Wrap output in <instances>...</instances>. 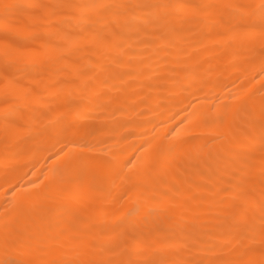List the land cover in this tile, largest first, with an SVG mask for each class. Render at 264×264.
I'll use <instances>...</instances> for the list:
<instances>
[{"label": "bare ground", "instance_id": "bare-ground-1", "mask_svg": "<svg viewBox=\"0 0 264 264\" xmlns=\"http://www.w3.org/2000/svg\"><path fill=\"white\" fill-rule=\"evenodd\" d=\"M70 23V31L87 37L86 55L114 72L125 70L116 67L115 61L129 62L118 45H123V52H137L141 50L136 47L137 38L148 39L133 26L114 28L113 31L122 35L105 34L107 42L97 44L91 32L86 31L92 25L77 27L75 22ZM218 40L211 28L185 25L180 35L171 38L175 47L161 53L170 60L177 57L167 53H182L174 79L184 80L187 76L190 82L195 76L213 84L211 89L203 91L193 88L183 93L177 91L175 95L153 91L152 98L145 102L129 90V97L134 99L97 109L95 103L89 104L79 95H67L64 86L67 77L55 71H33L19 77V88L10 94L7 104L0 88V264L4 261L26 264L31 260L29 237L37 232L45 237H60L68 245L64 251H71L72 241L78 236L88 233L98 236L102 231H111L145 216L149 209L157 213L149 220L164 219L171 233L205 239L204 234L211 233L213 242L227 252L229 237L219 227L216 213L191 209L197 206L207 209L212 199L210 190L226 187L229 179L223 168L217 166V160L226 155L223 150L228 147L227 140L220 139L225 128L213 123L212 118L224 111L225 105L239 104L249 97L259 101L264 78L259 77L258 62L249 63L243 57L225 52ZM77 59L73 57L74 61ZM113 83L120 86L118 81ZM176 87L179 90L180 85ZM73 105H79L82 116L88 119H77ZM6 111L11 113L7 141ZM189 113L196 115L188 120ZM68 128L70 133L65 131ZM69 139L78 143L86 141L92 149L83 152L75 149L77 155L93 158L91 171L80 184L61 183L60 174L67 157L52 158L62 142ZM52 169L60 172L54 177ZM9 200L16 206L10 230L21 235L13 236L5 244L2 217L7 215ZM137 206L140 217L130 216Z\"/></svg>", "mask_w": 264, "mask_h": 264}, {"label": "snow or ice", "instance_id": "snow-or-ice-1", "mask_svg": "<svg viewBox=\"0 0 264 264\" xmlns=\"http://www.w3.org/2000/svg\"><path fill=\"white\" fill-rule=\"evenodd\" d=\"M70 22H75L77 27L92 25L93 28L86 31L91 32L97 44L107 42L105 34L122 35L113 31L114 28L133 26L148 39L137 38L136 47L141 49L137 52H123V45H118L129 62L115 61L116 67L125 70L114 72L86 55L89 51L85 46L87 37L70 31ZM185 25L216 31L217 43L222 44L225 52L243 57L249 63L258 62L259 77L264 78V0H218L215 3L192 0L6 3L0 0V88L5 103L19 88V77L41 70L64 73L67 95H79L89 104L95 103L97 109L134 99L129 97V90L146 102L152 98L153 91L175 95L177 91L183 93L193 88L198 91L211 89L213 84L199 77L193 76L190 82L187 76L184 80L174 79L182 53L166 54L176 56L174 60L161 56L168 47H175L171 38L180 35ZM73 57L78 59L74 61ZM259 91V101L249 97L239 104L225 105L224 111L212 118L213 123L225 128L220 139L227 140L228 147L223 150L226 155L217 160V166L223 168L229 179L226 187L210 190L212 199L207 209L199 206L191 209L216 213L219 227L229 237L227 252L213 242L211 233L204 234L206 239L175 235L166 229L164 219L149 220L157 214L154 210L149 209L140 217L137 206L129 215L140 218L111 231H102L98 236L91 233L78 236L72 241L71 251H64L68 245L60 237H45L37 232L29 237L33 258L26 264H264V88ZM72 107L77 119H88L82 116L79 105ZM9 115L11 113L6 111V141ZM195 115L189 113L187 119ZM65 131L70 133L71 128ZM75 149L92 150L86 141L78 143L69 139L67 143L62 142V147L52 157L55 160L67 157L60 174L63 184H80L91 171L93 158L77 155ZM59 172V169H52L54 177ZM7 204V215L2 217L5 244L13 236L21 235L10 230L16 206L11 200Z\"/></svg>", "mask_w": 264, "mask_h": 264}]
</instances>
